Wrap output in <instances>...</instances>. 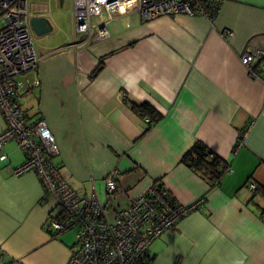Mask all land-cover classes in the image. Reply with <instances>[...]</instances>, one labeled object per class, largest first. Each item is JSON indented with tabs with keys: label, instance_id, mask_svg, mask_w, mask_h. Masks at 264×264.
Returning <instances> with one entry per match:
<instances>
[{
	"label": "crops",
	"instance_id": "0c3cea01",
	"mask_svg": "<svg viewBox=\"0 0 264 264\" xmlns=\"http://www.w3.org/2000/svg\"><path fill=\"white\" fill-rule=\"evenodd\" d=\"M38 4L46 18L51 4ZM107 30L102 40L72 30L59 48L37 47L43 59L29 76L40 84L24 105L31 118L46 120L69 182L87 192L94 186L100 198L102 180L118 169L121 207L157 180L180 204L200 202L152 242L154 264H264V198L252 201L247 185H264V82L241 61L251 41L264 40V0H225L213 22L187 14L144 20L132 11ZM144 101L163 114L146 133L148 120L133 107ZM5 127L0 111V133ZM197 141L230 162L220 184L181 162ZM5 149L0 264H67L74 242L45 227L54 200L35 172L12 173L25 159L17 144Z\"/></svg>",
	"mask_w": 264,
	"mask_h": 264
},
{
	"label": "built area",
	"instance_id": "2783aa9c",
	"mask_svg": "<svg viewBox=\"0 0 264 264\" xmlns=\"http://www.w3.org/2000/svg\"><path fill=\"white\" fill-rule=\"evenodd\" d=\"M225 0H72L75 35L102 40L107 24L132 11L144 20L165 15L187 14L214 21ZM43 6L30 0H0V111L6 127L0 133V162L8 159L5 149L14 141L25 156L12 173L35 172L46 193L54 200L47 216L48 230L63 233L76 228L77 242L67 264H154L150 245L166 230L175 227L200 202L183 205L172 201L157 183L123 207L113 198L121 185L118 169L108 174L107 198L102 202L94 186L89 192L73 186L55 161L60 150L47 122L31 118L24 105L27 95L40 82L29 72L37 71L43 57L38 53L32 18ZM226 37L233 32L225 30ZM241 61L250 74L264 82V40L254 39ZM148 120V119H147ZM249 125L248 127H250ZM246 132L238 141L242 146ZM222 168V165H220ZM250 190L258 187L250 181Z\"/></svg>",
	"mask_w": 264,
	"mask_h": 264
},
{
	"label": "trees",
	"instance_id": "16d2710c",
	"mask_svg": "<svg viewBox=\"0 0 264 264\" xmlns=\"http://www.w3.org/2000/svg\"><path fill=\"white\" fill-rule=\"evenodd\" d=\"M105 58L106 56L101 59L100 63L92 73V77H95L103 69L105 64ZM133 107L137 112L140 113L142 118L148 119L147 126L143 133L149 131L159 120L163 118V114L148 101L141 102L140 104H134ZM181 162L187 167H189L191 170L199 174L202 178L207 180L211 186L220 184L224 174L228 171L231 166L229 161L216 154L208 145H206L202 141L195 142L191 146V148L182 156ZM220 165H222V168H220ZM249 181L250 180H248V182ZM154 183H157L160 189L170 196L172 201H177L175 196L171 194V192L164 186V184L160 180H157ZM257 184L258 187L253 191L251 190L253 195L251 198L252 201L258 195L264 198V185L259 183ZM247 185H249V183ZM261 215L264 216V206H261ZM48 232L53 237H58L61 234V232L56 233L50 230H48ZM154 258V255L149 252V259L153 261ZM5 264L22 263L15 260H9L6 261Z\"/></svg>",
	"mask_w": 264,
	"mask_h": 264
},
{
	"label": "rangeland",
	"instance_id": "374dc122",
	"mask_svg": "<svg viewBox=\"0 0 264 264\" xmlns=\"http://www.w3.org/2000/svg\"><path fill=\"white\" fill-rule=\"evenodd\" d=\"M31 2L42 3L47 2L51 5V12L46 14V18L51 24V31L42 35L35 34L36 46L42 50L56 49L60 46L69 43L73 39V5L72 0H30ZM71 2V4H70ZM71 6V8H70ZM33 72H29L27 76L31 77ZM102 186L101 201L104 202L107 198L106 183L104 180ZM123 192L119 191L116 197L113 198V205L121 207L124 204ZM66 239L69 242L76 244V228H72L66 232Z\"/></svg>",
	"mask_w": 264,
	"mask_h": 264
},
{
	"label": "water",
	"instance_id": "95a60500",
	"mask_svg": "<svg viewBox=\"0 0 264 264\" xmlns=\"http://www.w3.org/2000/svg\"><path fill=\"white\" fill-rule=\"evenodd\" d=\"M32 25L35 33L38 35L48 33L52 29L50 22L45 17H37V16L33 17Z\"/></svg>",
	"mask_w": 264,
	"mask_h": 264
}]
</instances>
